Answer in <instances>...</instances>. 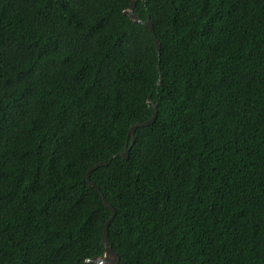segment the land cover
<instances>
[{
    "label": "trees",
    "instance_id": "16d2710c",
    "mask_svg": "<svg viewBox=\"0 0 264 264\" xmlns=\"http://www.w3.org/2000/svg\"><path fill=\"white\" fill-rule=\"evenodd\" d=\"M130 1L0 0V264L103 255L99 161L118 264H264V0Z\"/></svg>",
    "mask_w": 264,
    "mask_h": 264
},
{
    "label": "water",
    "instance_id": "95a60500",
    "mask_svg": "<svg viewBox=\"0 0 264 264\" xmlns=\"http://www.w3.org/2000/svg\"><path fill=\"white\" fill-rule=\"evenodd\" d=\"M137 0H131L128 7L125 8L123 10L124 14H127L128 17L131 19V21L135 22V23H142L144 25H146L148 27V29L153 33V35L155 34L152 23L149 19L146 20H142L140 15L135 13L133 11V8L135 6ZM155 45H156V51L158 53V55L160 54V42L158 39H155ZM159 84L161 83L160 81L158 82ZM152 106L154 107V110L152 112V115L145 121H136L135 123H133L128 131H127V139H126V143H125V148L123 151L119 152L118 155L122 156L124 158L128 157V151L129 148L127 147V143H128V137H131V143L133 142L135 136V129L138 126H146L149 125L151 123L154 122L155 118H156V114H157V103L152 102ZM116 156V155H114ZM106 161H99L97 163H95L94 165H92L87 171H86V180L88 182V185L93 187L101 196L102 202L103 204L111 211V215L108 217V219L105 221L104 226H103V231H102V244L104 246V253L102 256H92V257H87V258H83L82 259V263H79L78 261L75 262V264H86L88 262H94L96 264H118V262L120 261V256L119 254L114 251L112 249V247L109 244V240H108V225L110 223V221L112 220V218L115 215V209L114 207L106 200V198L104 197L103 193L101 192L100 188L95 184L94 181H92L90 179V172L92 170H94L95 168H97L98 166L101 165H105Z\"/></svg>",
    "mask_w": 264,
    "mask_h": 264
}]
</instances>
